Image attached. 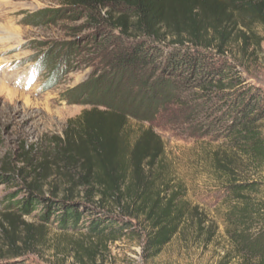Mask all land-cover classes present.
Wrapping results in <instances>:
<instances>
[{
  "label": "trees",
  "instance_id": "trees-1",
  "mask_svg": "<svg viewBox=\"0 0 264 264\" xmlns=\"http://www.w3.org/2000/svg\"><path fill=\"white\" fill-rule=\"evenodd\" d=\"M58 2L27 24L60 13L83 20L105 71L91 70L65 91L67 103L89 108L67 121L62 136L46 137L21 166L0 167V183L16 189L0 219V264H18L44 244L43 223L51 221L65 233L85 231L88 245L71 243L80 264L123 238L138 240L149 263L186 230L216 247L220 224L225 244L214 264H264V90L243 75L263 51L264 0ZM171 96L190 134L214 133L235 158L225 163L220 149L211 158L224 193L220 220L187 199L165 164L149 122ZM36 210L37 227L25 219Z\"/></svg>",
  "mask_w": 264,
  "mask_h": 264
},
{
  "label": "rangeland",
  "instance_id": "rangeland-1",
  "mask_svg": "<svg viewBox=\"0 0 264 264\" xmlns=\"http://www.w3.org/2000/svg\"><path fill=\"white\" fill-rule=\"evenodd\" d=\"M59 6L58 0H0V167L6 162L21 166L23 155L28 152L29 156L34 149L45 146L46 137L62 136L67 121L89 108L83 103H67L63 98L65 91L84 81L91 70L105 71L102 56L97 55L96 45L100 43L88 36L92 30L82 25L83 20L60 13L56 18H43L36 25L27 24L29 16ZM262 48L243 75L264 90V40ZM175 99L171 96L160 103L150 126L161 137L165 164L172 167L175 181L185 186L187 199L209 218L220 220L217 211L224 208V193L213 179L211 158L217 149L225 163H232L235 158L227 147L222 149L223 143L213 141L214 133L204 138L190 134L188 125L176 112L179 109ZM259 173L264 179V167ZM15 190L0 183V219L7 211L9 195ZM38 211L25 218L35 227L41 223L36 216ZM43 224L47 230L45 243L25 252L18 264H80L71 243L80 241L88 245L85 231L81 228L65 233L53 221ZM222 231L220 224L216 247H203L194 233L186 230L149 263L141 258L138 240L123 238L109 243L98 259L87 264H214L219 253L217 247L225 244Z\"/></svg>",
  "mask_w": 264,
  "mask_h": 264
},
{
  "label": "bare ground",
  "instance_id": "bare-ground-1",
  "mask_svg": "<svg viewBox=\"0 0 264 264\" xmlns=\"http://www.w3.org/2000/svg\"><path fill=\"white\" fill-rule=\"evenodd\" d=\"M8 91V90H7Z\"/></svg>",
  "mask_w": 264,
  "mask_h": 264
}]
</instances>
